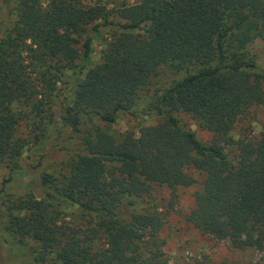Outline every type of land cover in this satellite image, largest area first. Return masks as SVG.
<instances>
[{
    "label": "trees",
    "instance_id": "trees-1",
    "mask_svg": "<svg viewBox=\"0 0 264 264\" xmlns=\"http://www.w3.org/2000/svg\"><path fill=\"white\" fill-rule=\"evenodd\" d=\"M103 27L109 40L86 68ZM256 38L264 40V0H13L0 22V165L19 173L24 151L52 133L51 148L66 157L40 175L42 198L9 197L2 183L6 238L34 243L38 264H167L152 192L173 194L199 176L188 222L233 249H264V129L230 134L264 105V67L248 50ZM164 68L182 76L148 100L144 111L160 120L110 131ZM67 72L74 84L55 120ZM65 131L73 146L61 142ZM136 199L146 205L136 209Z\"/></svg>",
    "mask_w": 264,
    "mask_h": 264
},
{
    "label": "rangeland",
    "instance_id": "rangeland-1",
    "mask_svg": "<svg viewBox=\"0 0 264 264\" xmlns=\"http://www.w3.org/2000/svg\"><path fill=\"white\" fill-rule=\"evenodd\" d=\"M94 2L95 0H86ZM108 2L111 0H102ZM121 0H115L118 2ZM13 5V0H0V22L7 20L8 8ZM93 32L88 28L86 36H91ZM111 33L110 27H103L100 32L92 40V52L90 61L86 68L99 62L101 52L105 44L109 40ZM251 53L258 55V64L264 67V40L256 38L248 45ZM182 74H173L169 69L164 68L149 87V91L138 100L134 106L135 112H120L116 121L108 126V129L114 133L132 132L137 133L144 126L157 123L160 118L154 111H144V108L157 87L165 88L171 82ZM71 72H67L64 80L57 83L54 91L53 111L55 120L60 117L61 105L65 99L71 94V88L74 80ZM175 115L190 130L194 131L196 137L203 142H208L212 138V133L202 130L198 127L196 121L187 113L177 112ZM50 129V128H49ZM264 129V105L255 107L249 116L237 124L230 134L243 136L247 134L257 135ZM69 133L68 129L66 130ZM66 131L61 137V142L66 145L73 146L67 140ZM28 129L25 122H22L18 128V133L22 136H28ZM54 133L50 139L43 145L41 142L36 145H30L19 160L20 172L15 173L12 177L10 169L4 165H0V189L2 183L5 182V190L10 193L9 197H17L27 192L33 194L37 198L44 196L40 175L43 172H57L60 167V160L65 156L60 155L55 148H51ZM74 139V138H73ZM63 143V142H62ZM64 144V143H63ZM230 150L231 155L235 152ZM191 173L196 176L193 170ZM197 182L190 187H181L175 193L166 188L156 187L151 195L156 203V208L164 216V227L162 235L166 240L165 254L168 260L167 264H264V249L256 247H248L245 249H233L225 240H219L215 236L202 233L194 228L187 220L189 212L194 209V194L198 189L201 177H196ZM146 205L145 199H136V209ZM66 210H70L67 208ZM5 225V215L3 206L0 205V264H38L34 261L32 242L26 244L15 243L6 238L3 227Z\"/></svg>",
    "mask_w": 264,
    "mask_h": 264
}]
</instances>
